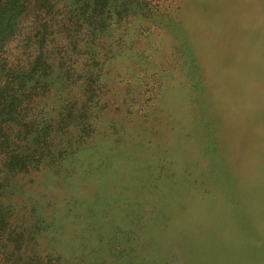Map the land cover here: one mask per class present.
I'll return each instance as SVG.
<instances>
[{
	"label": "rangeland",
	"instance_id": "1",
	"mask_svg": "<svg viewBox=\"0 0 264 264\" xmlns=\"http://www.w3.org/2000/svg\"><path fill=\"white\" fill-rule=\"evenodd\" d=\"M211 2L222 7L226 28ZM225 4L153 0L152 11H123L105 26L98 8L89 33L82 26L58 32L49 51L55 56L51 84L38 94L32 110L35 124L49 126L46 146L28 127L18 144L39 153L41 164L33 156L26 171L0 169V216L7 222L0 231L10 234L7 243L0 239V264L21 262V242L33 255L31 264H129V258L149 257L159 245L155 239L144 252L135 251L133 240L135 254L129 251V199L142 181L138 161L151 172L162 169L160 182L178 179L181 166L193 163L209 115L229 114L218 132L230 157L242 145V156L250 153L264 163V17H244L246 9L260 10L246 6L247 0H233L232 9ZM155 5L160 6L153 13ZM166 10L172 16L164 15ZM232 18L238 27L230 25ZM189 64L198 65L194 75ZM190 77L203 86L197 100L188 94ZM81 111L87 113L81 116L87 129L73 122V113ZM198 112L203 129H194L191 120ZM237 127L251 130L249 139H240ZM141 207L143 222L148 211ZM258 216L256 237L264 244V211ZM179 241L178 236L161 264H184ZM235 255L237 264H250L243 250ZM225 259L222 264L228 263Z\"/></svg>",
	"mask_w": 264,
	"mask_h": 264
},
{
	"label": "trees",
	"instance_id": "2",
	"mask_svg": "<svg viewBox=\"0 0 264 264\" xmlns=\"http://www.w3.org/2000/svg\"><path fill=\"white\" fill-rule=\"evenodd\" d=\"M152 1L0 0V169L26 171L32 165L33 156L37 159L34 162L38 166L41 164L39 153L23 150L18 144L27 136L25 127H28L35 131L33 138L38 140L37 143L42 142L41 147L46 146L49 126L35 124L32 110L38 94L45 93L51 84L50 68L55 56L49 51H53L58 32L63 29L72 32L82 26L89 33L88 25L98 8L103 12L101 25L105 26L108 22H115L123 11L148 13L145 11L147 8L152 11ZM225 3L230 9L234 7L233 0H225ZM248 5L258 6L260 10L246 9L242 13L244 17H264V0H247ZM159 6H153V13L158 12ZM211 6L215 13L222 15L223 28H226L225 15L220 13L222 7L216 3ZM163 13L172 16L169 10ZM236 19L232 18L230 25L238 27ZM223 28L222 32H225ZM77 32L70 33V36L75 37ZM180 48L183 54L188 51L182 43ZM197 67L196 64L190 65V75H194ZM190 79L188 94L197 100L198 91L203 86L194 78ZM90 90L91 95L96 92L94 87ZM84 109L85 105L80 110ZM82 111L73 113V122H81V127L87 129L81 119L87 113ZM198 115L199 112L193 113L191 119L194 129H203ZM226 115L229 116L219 114L205 118L206 130L200 146L193 150L196 153L193 163L181 166L180 172L175 173L178 179L164 183L163 177L160 182L164 173L162 169L156 171L154 168L151 172L147 163L138 161L142 165L139 170L142 181L136 185L134 192L136 196L139 193L142 196L141 200H134L135 195L129 199V251L134 254L136 249L146 251L151 239L157 240L159 245L151 249L149 257L143 256L140 260L138 257L129 258V264H161L162 256L173 247L178 236V252L184 264H222L224 256L227 264H237L236 249L244 251L250 264H264V244L256 237V232H259L256 220L264 211V163L252 159L250 153L242 156L241 153L246 150L242 145L238 146L240 153L230 157L232 151L229 155L225 150V139L218 132ZM39 132L43 135L37 134ZM235 133L244 141L249 139L251 130L242 131L237 127ZM156 175L158 177L154 180L151 176ZM141 206L148 211L143 222L146 213L140 215ZM2 218L0 216V224L7 225ZM9 236V232L0 231V239L5 238V243ZM133 240L135 251L131 249ZM225 240L230 244L226 245ZM251 240H258L260 244L255 245ZM18 245L19 252L23 254L19 264H31L33 255L25 253L21 248L22 242ZM155 256L158 261H155Z\"/></svg>",
	"mask_w": 264,
	"mask_h": 264
}]
</instances>
